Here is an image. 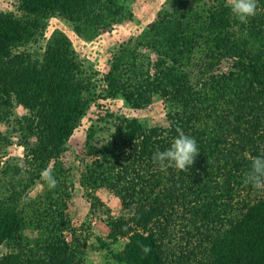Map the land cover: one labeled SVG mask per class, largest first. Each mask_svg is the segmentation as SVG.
<instances>
[{
  "label": "trees",
  "instance_id": "trees-1",
  "mask_svg": "<svg viewBox=\"0 0 264 264\" xmlns=\"http://www.w3.org/2000/svg\"><path fill=\"white\" fill-rule=\"evenodd\" d=\"M135 1L16 0L15 11L0 9V264H93L86 227L67 211L74 183L64 155L105 99L136 109L160 99L166 120L107 111L87 129L79 184L89 212L104 205L101 188L122 206L118 215L104 209L96 248L105 264H264V191L245 183L250 157L264 148V0L247 23L226 0H164L140 35L116 46L102 76L64 30L46 36L57 17L91 41L133 20ZM177 127L200 153L187 171H162L153 155ZM11 146L22 156H10Z\"/></svg>",
  "mask_w": 264,
  "mask_h": 264
},
{
  "label": "rangeland",
  "instance_id": "rangeland-1",
  "mask_svg": "<svg viewBox=\"0 0 264 264\" xmlns=\"http://www.w3.org/2000/svg\"><path fill=\"white\" fill-rule=\"evenodd\" d=\"M164 0H136L132 6L135 18L122 23L114 24L112 29L101 33L95 39L86 41L79 37L64 20L52 17L49 20V26L46 33L48 37L54 28H61L72 39L80 58L83 60L87 69H95L102 76L109 70V59L116 46L130 38L140 35L146 24L154 19L157 10L161 7ZM0 9L13 10L16 9V0H0ZM230 62L223 61L220 65L222 69H228ZM100 105H92L86 117L83 118L81 125L75 130L69 141V148L64 155L66 165L72 171V197L69 200L68 214L72 223L79 228L84 225V234L88 236L87 260L93 264H105L104 251L96 248L97 235H104L105 217L104 209H110L114 215L122 213V206L119 197L108 188H101L96 191L104 205H100L94 213L89 212L90 198L87 196L83 188L79 184V175L81 169V158L84 155V144L86 140V132L90 124L96 123L98 116H107V111H121L129 116H135L145 119L150 124H166L165 107L162 100H156L150 106L143 109H136L126 106L120 99L99 100ZM19 113H24L21 107H18ZM3 129H6L3 126ZM22 148L11 146L8 149L10 156H22ZM41 190V186H37L32 194H36Z\"/></svg>",
  "mask_w": 264,
  "mask_h": 264
},
{
  "label": "clouds",
  "instance_id": "clouds-1",
  "mask_svg": "<svg viewBox=\"0 0 264 264\" xmlns=\"http://www.w3.org/2000/svg\"><path fill=\"white\" fill-rule=\"evenodd\" d=\"M226 6L241 23H247L250 17L256 15L258 0H226ZM176 131L178 135L171 146L163 151H157L153 155V162L158 164L162 171L168 167L187 171L200 153L194 137L185 134L179 127ZM250 160L251 167L245 176V183L250 184L254 189L264 191V148L261 149L259 155L250 157ZM41 176L49 190L57 187L58 180L50 169H44ZM143 250L149 251L147 248Z\"/></svg>",
  "mask_w": 264,
  "mask_h": 264
}]
</instances>
